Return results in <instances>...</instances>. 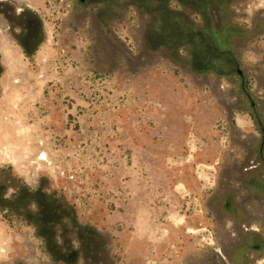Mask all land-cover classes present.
<instances>
[{
	"label": "rangeland",
	"instance_id": "1",
	"mask_svg": "<svg viewBox=\"0 0 264 264\" xmlns=\"http://www.w3.org/2000/svg\"><path fill=\"white\" fill-rule=\"evenodd\" d=\"M258 190L264 0H0V264H223Z\"/></svg>",
	"mask_w": 264,
	"mask_h": 264
},
{
	"label": "flooded vegetation",
	"instance_id": "2",
	"mask_svg": "<svg viewBox=\"0 0 264 264\" xmlns=\"http://www.w3.org/2000/svg\"><path fill=\"white\" fill-rule=\"evenodd\" d=\"M258 191L259 192L262 191L264 193V190H258ZM263 193H261L260 196H264ZM239 219L241 222L239 225L241 242L238 244L236 252L233 253L232 256L222 251L219 252V256L223 264H235L234 257H236L237 264H248L246 258H247V254H249L251 251L253 252L252 254L253 259L254 258L257 259L259 256L264 255V238H260L257 234H255L254 233L255 230H250L246 228V226H244V223L250 219L248 216L242 214L241 216H239ZM243 227H245V229ZM263 264H264V260H263Z\"/></svg>",
	"mask_w": 264,
	"mask_h": 264
},
{
	"label": "water",
	"instance_id": "3",
	"mask_svg": "<svg viewBox=\"0 0 264 264\" xmlns=\"http://www.w3.org/2000/svg\"><path fill=\"white\" fill-rule=\"evenodd\" d=\"M241 74V72H239Z\"/></svg>",
	"mask_w": 264,
	"mask_h": 264
},
{
	"label": "bare ground",
	"instance_id": "4",
	"mask_svg": "<svg viewBox=\"0 0 264 264\" xmlns=\"http://www.w3.org/2000/svg\"><path fill=\"white\" fill-rule=\"evenodd\" d=\"M42 159H43V157H42Z\"/></svg>",
	"mask_w": 264,
	"mask_h": 264
}]
</instances>
